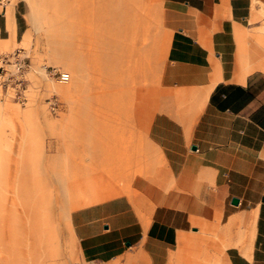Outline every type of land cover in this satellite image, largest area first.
I'll use <instances>...</instances> for the list:
<instances>
[{"label":"crops","instance_id":"obj_1","mask_svg":"<svg viewBox=\"0 0 264 264\" xmlns=\"http://www.w3.org/2000/svg\"><path fill=\"white\" fill-rule=\"evenodd\" d=\"M162 2L153 108L63 143L83 195L73 264H264V17L257 0ZM27 19L23 0L0 1V45L22 43Z\"/></svg>","mask_w":264,"mask_h":264},{"label":"rangeland","instance_id":"obj_2","mask_svg":"<svg viewBox=\"0 0 264 264\" xmlns=\"http://www.w3.org/2000/svg\"><path fill=\"white\" fill-rule=\"evenodd\" d=\"M23 1L24 41L0 45V54L19 50L28 66L25 105L0 90V264L8 258L13 264H73L68 216L83 195L67 163L71 145L63 143L78 129L133 128L135 118L153 108L167 45L163 2L53 0L49 9L42 0ZM256 3L264 17V0ZM47 14L56 17L55 26ZM102 49L115 56L92 57ZM46 67L67 72L70 82L48 77ZM32 210L50 227L42 247L30 233Z\"/></svg>","mask_w":264,"mask_h":264},{"label":"built area","instance_id":"obj_3","mask_svg":"<svg viewBox=\"0 0 264 264\" xmlns=\"http://www.w3.org/2000/svg\"><path fill=\"white\" fill-rule=\"evenodd\" d=\"M8 1V0H5ZM19 50L10 53L0 54V90L4 95H11L18 103L25 105L26 96V79L27 64L25 59L20 56ZM46 75L56 78L61 83H67L70 76L67 72L58 68H45ZM51 109L54 104L50 102Z\"/></svg>","mask_w":264,"mask_h":264},{"label":"bare ground","instance_id":"obj_4","mask_svg":"<svg viewBox=\"0 0 264 264\" xmlns=\"http://www.w3.org/2000/svg\"><path fill=\"white\" fill-rule=\"evenodd\" d=\"M43 1V4H44V7L45 8H47V7H49V9L50 8H52V5H50L51 4V2H53V0H42ZM60 10V9H59ZM33 15V14H32ZM46 18H47V20H48V23H49V25L50 26H55V23H56V17L54 16V15H50V14H47L46 15ZM44 20V19H43ZM46 20V21H47ZM57 20H59V19H57ZM44 22H45V20H44ZM44 22H43V24H44ZM40 23V22H39ZM47 23V22H46ZM46 26H48L47 24H45ZM44 27V26H43ZM49 27V26H48ZM100 33H101V38H99V40L101 41V42H103V43H105L106 44V46L108 45V42L110 41L109 40V37L107 36V34H106V31H102V30H100ZM98 53V52H97ZM112 56H115V54L114 53H112L111 51H109L108 49H102V52H99L98 53V56H96L95 54H94V56L92 55V57L94 58H99L100 60H106V61H109V60H111V58H112ZM109 59V60H108ZM45 71V70H44ZM70 76V75H69ZM101 76L100 75H95V76H93V79L94 80H96V81H98L99 80V78H100ZM54 79V78H53ZM52 79V80H53ZM102 79V78H101ZM70 80H71V77H70V79L68 80V82L67 83H69L70 82ZM56 81V80H55ZM101 81V80H100ZM26 83V82H25ZM105 91V90H104ZM107 91V90H106ZM21 105V104H20Z\"/></svg>","mask_w":264,"mask_h":264},{"label":"water","instance_id":"obj_5","mask_svg":"<svg viewBox=\"0 0 264 264\" xmlns=\"http://www.w3.org/2000/svg\"><path fill=\"white\" fill-rule=\"evenodd\" d=\"M233 202H237V200L236 199H233Z\"/></svg>","mask_w":264,"mask_h":264}]
</instances>
